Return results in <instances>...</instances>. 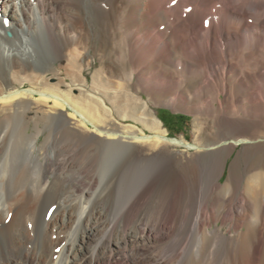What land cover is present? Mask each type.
Wrapping results in <instances>:
<instances>
[{
	"label": "bare ground",
	"instance_id": "obj_1",
	"mask_svg": "<svg viewBox=\"0 0 264 264\" xmlns=\"http://www.w3.org/2000/svg\"><path fill=\"white\" fill-rule=\"evenodd\" d=\"M263 136L264 0H0V264H264V164L234 197L171 153Z\"/></svg>",
	"mask_w": 264,
	"mask_h": 264
},
{
	"label": "rangeland",
	"instance_id": "obj_2",
	"mask_svg": "<svg viewBox=\"0 0 264 264\" xmlns=\"http://www.w3.org/2000/svg\"><path fill=\"white\" fill-rule=\"evenodd\" d=\"M93 63L94 64L97 63V61L94 58H93ZM260 82L262 83V81L258 80V83H260ZM260 84H258L260 86V87L258 86L259 88H261V85H262V84L261 85ZM142 96L145 98V95L142 94ZM149 104H150V107L155 111L156 115L162 117L164 119V121L168 124V126L170 127L169 129H167L164 126L168 131L169 137H171V138L183 137L189 143L193 142V140H194V135L192 132L193 116L191 113H189L184 107H181L179 104H176L174 106L175 108H177V110H173L172 108H170L169 106H166V105L156 106V105H152L151 103H149ZM176 114L182 115L184 117L182 119L183 122H181V120H178L177 118H174L173 115H176ZM33 115H34V113L31 112L30 116H33ZM17 122H19V123H17ZM120 122L123 124L132 123L130 120H121ZM4 123L6 124L7 129L5 128L3 131H5L4 134H5V137L8 141V139L11 137L12 133H14L18 129V126L21 123V119H20L19 115H14L12 117L6 118L3 121V124ZM221 129L222 130L224 129V130L222 131ZM220 131H221L220 134L224 133L223 136H222V134L220 135L218 133L215 140H214V138L213 139L212 138H206V140L208 142H206V140H203V141H205V143L203 142L204 145L214 143L218 139L221 140L223 138L225 139V138H229V137H235V136H233L232 132L228 129V127H224V128L220 127ZM28 132L29 133L33 132V124H31V128L28 130ZM176 132H178V133L176 134ZM145 133L149 134V131L145 130ZM45 134L46 133L43 132L42 134L39 135V138L37 140L38 144L44 140ZM263 138H264V136L262 137V139ZM70 144L71 145L73 144V147ZM263 144H264V141L250 142V143L243 144V145L240 144V145H237L232 150L231 154H228L229 152L227 153L228 150H226L225 148H220V149L211 150V151L205 150V152L202 151L198 156H196V158H194V157L191 158L188 156L186 159L184 158V156L186 154L181 155L178 153V152H181L180 150H182V148L173 147L171 149V151H172L171 153L173 155L172 154L171 155L173 156L172 158H173L174 164L178 170H184L185 168L189 169L190 167L191 168L192 167H198L200 169L203 168V170L205 171L206 174L205 175L203 174L205 177L202 175V181L212 180V178H214L216 175H219L218 182L221 183L222 185L226 184L227 180L230 178V181H232L237 187V191L234 192L233 196L237 197L238 195H243V193L245 192L244 196L248 197V194L246 192L247 191L246 189H247L248 177L251 176L254 172L259 171V169L261 170L260 165L264 164V145ZM66 145H68L70 148H77V151H80L81 155H85L86 152H88L87 149H88L89 143L86 139L85 140H82V139H77V140L70 139L69 140L68 139L66 142ZM221 149H223V150H221ZM8 153H10V154H8V157H11V151ZM187 159L190 161H188ZM191 159H192V161H191ZM177 161L179 162L178 164H177ZM194 161H195V164H192V162L194 163ZM188 162L191 166L188 165ZM222 163H223V165H222ZM244 166H246V167H244ZM109 169H110V167L108 168V171H109ZM147 171L148 170H146V172ZM148 172L146 173L147 176L150 174V172L149 173ZM104 175L105 174H103L102 177H105ZM141 177L142 176H140L138 179H141ZM218 224L220 225V223H218ZM223 230H226V228H223ZM239 231H242V232L246 231V228L245 227L240 228ZM244 240H246V239L245 238H243L242 240L239 239L238 240L239 243L237 242L235 244L236 247L234 246V248L237 250H240V251L242 249H244L245 247L247 248L249 245V240H246V241H248L247 243L245 241L246 244L244 243ZM238 246H239V248H238Z\"/></svg>",
	"mask_w": 264,
	"mask_h": 264
},
{
	"label": "trees",
	"instance_id": "obj_3",
	"mask_svg": "<svg viewBox=\"0 0 264 264\" xmlns=\"http://www.w3.org/2000/svg\"><path fill=\"white\" fill-rule=\"evenodd\" d=\"M174 116V118H177L178 120H181V122H183V116L182 115H178V114H176V115H173ZM158 118L163 122V124H164V126L167 128V129H169L170 127L168 126V124L164 121V119L162 118V117H160V116H158ZM178 132H176V134H177Z\"/></svg>",
	"mask_w": 264,
	"mask_h": 264
}]
</instances>
